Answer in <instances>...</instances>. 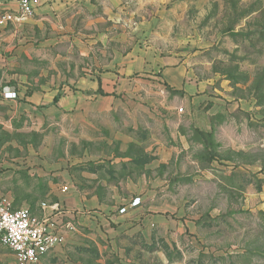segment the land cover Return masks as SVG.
<instances>
[{"label": "crops", "instance_id": "crops-1", "mask_svg": "<svg viewBox=\"0 0 264 264\" xmlns=\"http://www.w3.org/2000/svg\"><path fill=\"white\" fill-rule=\"evenodd\" d=\"M91 3L42 0L29 21L0 27V195L15 209L27 208L40 217L62 214L75 225L40 264H148L152 258L185 264V249L196 245L187 234L196 233L201 215L184 213L185 203L178 208L168 204V197H174L170 185L179 178L162 170L177 167L180 155L202 145L195 139L199 132L215 131L214 120L223 109L207 94L206 83L191 82L184 64L167 65L155 50L133 47L113 56L103 69H86L88 74L62 95L45 87L28 91L25 62L46 48L47 27L57 29L76 18L87 24ZM9 8L0 5V15ZM160 77L175 93V103L182 104L183 117L171 112L175 105L170 113L155 116L153 87ZM144 86L147 97L142 99ZM7 93L17 97L8 99ZM117 116L132 123L130 134L127 127L113 129ZM159 125L169 129L164 143ZM68 137L71 149L64 152L82 155L71 156L70 164L52 159ZM135 198H141V205L120 215ZM176 213L185 218L176 223Z\"/></svg>", "mask_w": 264, "mask_h": 264}, {"label": "rangeland", "instance_id": "rangeland-1", "mask_svg": "<svg viewBox=\"0 0 264 264\" xmlns=\"http://www.w3.org/2000/svg\"><path fill=\"white\" fill-rule=\"evenodd\" d=\"M87 14V24L76 18L47 27L46 48L25 62L28 91L45 87L62 95L86 69H103L133 47L155 50L167 65H186L191 82H205L223 114L209 138L195 137L201 146L180 155L177 167L162 170L179 178L170 185L168 204L185 203L184 213L201 215L196 233L187 234L196 245L185 249V264H264V0H92ZM162 80L153 87L155 116L175 105L171 112L183 117L182 104ZM111 123L115 130L127 127L128 134L133 126L118 116ZM159 133L163 142L168 126L159 125ZM61 140L52 159L70 164L71 156L82 155L64 152L70 138ZM173 217L176 223L185 218ZM0 264H16L5 246Z\"/></svg>", "mask_w": 264, "mask_h": 264}, {"label": "built area", "instance_id": "built-area-1", "mask_svg": "<svg viewBox=\"0 0 264 264\" xmlns=\"http://www.w3.org/2000/svg\"><path fill=\"white\" fill-rule=\"evenodd\" d=\"M41 2L42 0H0V5H11L9 10L0 15V27L12 22L23 24L29 21ZM5 97L15 99L17 95L7 93ZM140 205L141 198H135L128 206L122 207L119 214H126L128 209L138 208ZM42 208L45 209L46 204H42ZM63 216H36L27 208L15 209L9 198L0 195V246L13 252L16 264H40L47 254L64 243V231L76 230L75 225L65 222Z\"/></svg>", "mask_w": 264, "mask_h": 264}, {"label": "trees", "instance_id": "trees-1", "mask_svg": "<svg viewBox=\"0 0 264 264\" xmlns=\"http://www.w3.org/2000/svg\"><path fill=\"white\" fill-rule=\"evenodd\" d=\"M57 98L55 99V102H57ZM200 134H198V135H200V136H203V137H208L209 138V135H207V134H204V133H201V132H199ZM211 135V134H210Z\"/></svg>", "mask_w": 264, "mask_h": 264}]
</instances>
